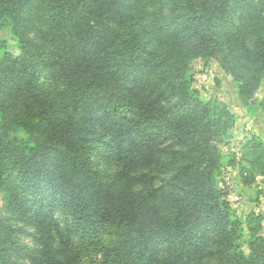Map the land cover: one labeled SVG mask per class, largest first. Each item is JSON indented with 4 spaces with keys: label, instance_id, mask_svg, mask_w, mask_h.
<instances>
[{
    "label": "trees",
    "instance_id": "1",
    "mask_svg": "<svg viewBox=\"0 0 264 264\" xmlns=\"http://www.w3.org/2000/svg\"><path fill=\"white\" fill-rule=\"evenodd\" d=\"M0 33V264H264L224 178L264 177V143L223 153L236 117L192 68L264 114V0H0Z\"/></svg>",
    "mask_w": 264,
    "mask_h": 264
},
{
    "label": "rangeland",
    "instance_id": "2",
    "mask_svg": "<svg viewBox=\"0 0 264 264\" xmlns=\"http://www.w3.org/2000/svg\"><path fill=\"white\" fill-rule=\"evenodd\" d=\"M0 37L8 43L9 52L13 55H18L19 52L16 48V42L13 41L10 36L3 33H0ZM195 70L194 74H196L197 88L201 90L202 95L205 96V98L211 97L222 100L236 117L232 140L229 142L228 146L223 149V153L227 155L232 151L239 155V144L253 135L260 137L264 143V114L260 110H257L254 116L246 115L247 112L240 105L231 78L228 76L229 79H227L226 77L218 75L219 70H217L215 65H211L207 71L201 70L200 68L199 70ZM200 77L202 80H200ZM263 97L264 87L261 86L256 93V98L260 100ZM243 165L248 167L244 163ZM238 173V168L228 167L224 171L228 194L227 200L232 210L238 216L244 217L251 212L261 214L263 217L262 235L264 236V207H255L250 202L252 195L257 189L264 190V177L258 176L254 185L243 187L240 183ZM25 242L27 243V240H25Z\"/></svg>",
    "mask_w": 264,
    "mask_h": 264
},
{
    "label": "crops",
    "instance_id": "3",
    "mask_svg": "<svg viewBox=\"0 0 264 264\" xmlns=\"http://www.w3.org/2000/svg\"><path fill=\"white\" fill-rule=\"evenodd\" d=\"M197 65H200V66H197ZM211 65H215V66L217 67V70H219V74H218V75H221V76L226 77L227 79H229V77L223 73V71L219 68V66L217 65V63L214 62V61H210L207 65L204 66L200 60H195V61L192 63L193 72L196 71L195 69H198V70H199V68H200L201 70L207 71V70L211 67ZM196 66H197V68H196ZM199 76H201V75H199ZM203 79H204V77H203ZM194 80H195V82H194V88L197 89V90L200 92L201 97H202L203 99H205V100L210 99L211 97H210V98H205V96L202 95L201 90H199V89L197 88L198 85H197V83H196V74H194ZM200 80H202L201 77H200ZM205 86H206V84H205ZM220 101H222V100H220ZM222 102H223V101H222ZM224 103H225V102H224ZM246 115H247V114H246ZM245 117H246V116H245Z\"/></svg>",
    "mask_w": 264,
    "mask_h": 264
}]
</instances>
